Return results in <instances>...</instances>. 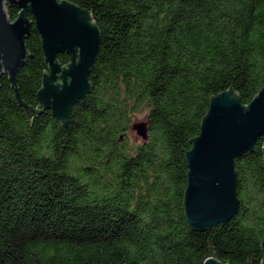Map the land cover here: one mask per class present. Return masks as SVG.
<instances>
[{"label":"trees","instance_id":"16d2710c","mask_svg":"<svg viewBox=\"0 0 264 264\" xmlns=\"http://www.w3.org/2000/svg\"><path fill=\"white\" fill-rule=\"evenodd\" d=\"M63 1L99 31L90 91L67 128L44 109L30 127L0 76V264H261L264 139L235 160L238 213L205 232L187 225L180 146L191 149L210 97L231 86L247 106L264 87V0ZM24 43L17 94L40 111L49 68L34 25ZM143 113L148 139L133 143Z\"/></svg>","mask_w":264,"mask_h":264},{"label":"water","instance_id":"95a60500","mask_svg":"<svg viewBox=\"0 0 264 264\" xmlns=\"http://www.w3.org/2000/svg\"><path fill=\"white\" fill-rule=\"evenodd\" d=\"M6 5L19 10L13 22L7 19ZM89 13L63 0H0V76H8L15 102L24 109L30 127L32 118L42 115L44 109L67 128L73 106L89 93L88 77L100 44L99 31ZM33 25L49 68L48 74L42 72L41 89L33 93L40 111L22 102L15 81L28 57L24 41ZM61 54L70 57V63L62 68L56 61ZM131 131L145 142L148 119L133 123ZM259 138L264 139V87L247 106H242L231 86L210 97L200 133L189 139L191 149L185 152L180 146L188 169L183 207L191 230L205 232L236 216L240 202L235 160L246 152L253 153ZM262 153L264 165V145ZM260 247L264 264V235ZM204 264L222 263L210 258Z\"/></svg>","mask_w":264,"mask_h":264},{"label":"rangeland","instance_id":"374dc122","mask_svg":"<svg viewBox=\"0 0 264 264\" xmlns=\"http://www.w3.org/2000/svg\"><path fill=\"white\" fill-rule=\"evenodd\" d=\"M6 13V12H5ZM9 20V18H7ZM10 21V20H9ZM11 22V21H10ZM147 121V113L140 114L139 116L135 117L133 123L137 122H146ZM129 137L133 143H141L143 142L141 138H139L135 132L131 131Z\"/></svg>","mask_w":264,"mask_h":264}]
</instances>
